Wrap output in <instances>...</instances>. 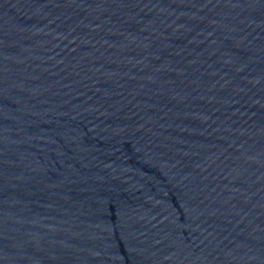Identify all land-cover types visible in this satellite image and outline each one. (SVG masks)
I'll return each instance as SVG.
<instances>
[{"label": "water", "instance_id": "water-1", "mask_svg": "<svg viewBox=\"0 0 264 264\" xmlns=\"http://www.w3.org/2000/svg\"><path fill=\"white\" fill-rule=\"evenodd\" d=\"M0 264H264V0H0Z\"/></svg>", "mask_w": 264, "mask_h": 264}]
</instances>
